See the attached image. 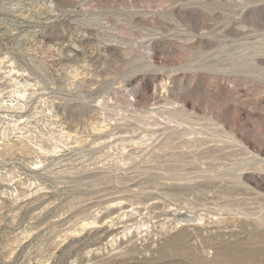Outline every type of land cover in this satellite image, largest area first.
Returning a JSON list of instances; mask_svg holds the SVG:
<instances>
[{
	"label": "rangeland",
	"instance_id": "rangeland-1",
	"mask_svg": "<svg viewBox=\"0 0 264 264\" xmlns=\"http://www.w3.org/2000/svg\"><path fill=\"white\" fill-rule=\"evenodd\" d=\"M0 264H264V0H0Z\"/></svg>",
	"mask_w": 264,
	"mask_h": 264
}]
</instances>
